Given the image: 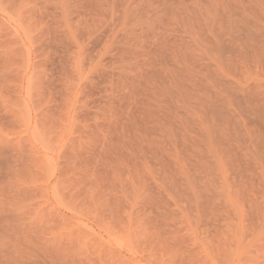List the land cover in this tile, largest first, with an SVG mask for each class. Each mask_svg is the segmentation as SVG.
Segmentation results:
<instances>
[{"label":"rangeland","instance_id":"rangeland-1","mask_svg":"<svg viewBox=\"0 0 264 264\" xmlns=\"http://www.w3.org/2000/svg\"><path fill=\"white\" fill-rule=\"evenodd\" d=\"M0 264H264V0H0Z\"/></svg>","mask_w":264,"mask_h":264}]
</instances>
